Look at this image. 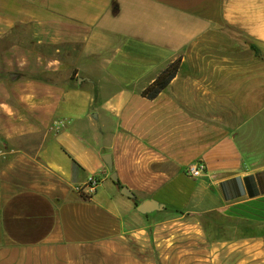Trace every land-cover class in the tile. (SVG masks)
<instances>
[{"label": "crops", "instance_id": "obj_1", "mask_svg": "<svg viewBox=\"0 0 264 264\" xmlns=\"http://www.w3.org/2000/svg\"><path fill=\"white\" fill-rule=\"evenodd\" d=\"M24 29L0 48V264H264V0H0V39Z\"/></svg>", "mask_w": 264, "mask_h": 264}, {"label": "trees", "instance_id": "obj_2", "mask_svg": "<svg viewBox=\"0 0 264 264\" xmlns=\"http://www.w3.org/2000/svg\"><path fill=\"white\" fill-rule=\"evenodd\" d=\"M252 49L255 50L256 55L260 56L261 53L258 49V47L254 44H251ZM181 68V57L176 59L175 61L171 62L160 74L159 76L156 78V80L151 83L147 88H145V90L143 91V95L153 99L156 98L160 92H162L172 81V79L178 74L179 70ZM254 177H248L246 178V180H250L253 179ZM258 179H259V183L261 186V190L264 191V185H263V178L262 175L259 174L258 175ZM116 184H118V186L120 188L123 187V185L120 183V181H115ZM250 193L252 195H255L256 193H258V191H250Z\"/></svg>", "mask_w": 264, "mask_h": 264}, {"label": "built area", "instance_id": "obj_3", "mask_svg": "<svg viewBox=\"0 0 264 264\" xmlns=\"http://www.w3.org/2000/svg\"><path fill=\"white\" fill-rule=\"evenodd\" d=\"M186 172L194 178H199L205 175L207 166L203 161H196L187 167ZM100 184L101 178L99 176H91L88 178L86 184L78 187L77 190L81 196L91 198L97 192Z\"/></svg>", "mask_w": 264, "mask_h": 264}, {"label": "rangeland", "instance_id": "obj_4", "mask_svg": "<svg viewBox=\"0 0 264 264\" xmlns=\"http://www.w3.org/2000/svg\"><path fill=\"white\" fill-rule=\"evenodd\" d=\"M26 31H27V29H24L21 32L20 31L16 32L15 35L12 38L11 37H8V38L6 37V38L0 39V48L5 47L14 38L21 37V38L26 39V35H27ZM239 38L242 41H245L246 44H250V42L247 41L245 38H243L241 35H239ZM261 55H262V53H261ZM43 138H44L43 134H36V135H32V136H26V137H23V138L19 139L18 142H17V145L21 146V147H23V148H25L27 150H30V151L34 152L40 146L41 141H42ZM211 218L214 219L213 217H211Z\"/></svg>", "mask_w": 264, "mask_h": 264}, {"label": "water", "instance_id": "obj_5", "mask_svg": "<svg viewBox=\"0 0 264 264\" xmlns=\"http://www.w3.org/2000/svg\"><path fill=\"white\" fill-rule=\"evenodd\" d=\"M13 77H16V76L13 75ZM104 159L108 163L109 167L112 168V162L110 159V155L106 154L104 156ZM111 177L114 181H118V177H117L116 173L113 172ZM121 192L130 198L136 197L135 193L126 186H123L121 188ZM162 208H164V205L162 203L157 202L156 200H153V199L145 200L138 205V211H140L143 214L152 212L154 210L162 209Z\"/></svg>", "mask_w": 264, "mask_h": 264}]
</instances>
